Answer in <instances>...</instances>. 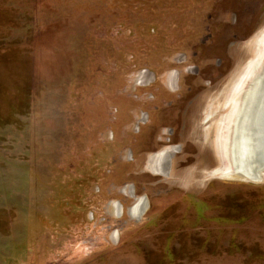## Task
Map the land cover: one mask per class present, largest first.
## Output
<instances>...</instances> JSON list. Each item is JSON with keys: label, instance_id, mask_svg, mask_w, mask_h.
Instances as JSON below:
<instances>
[{"label": "rangeland", "instance_id": "1", "mask_svg": "<svg viewBox=\"0 0 264 264\" xmlns=\"http://www.w3.org/2000/svg\"><path fill=\"white\" fill-rule=\"evenodd\" d=\"M263 30L264 0H0V264H264V174L215 172Z\"/></svg>", "mask_w": 264, "mask_h": 264}, {"label": "bare ground", "instance_id": "2", "mask_svg": "<svg viewBox=\"0 0 264 264\" xmlns=\"http://www.w3.org/2000/svg\"><path fill=\"white\" fill-rule=\"evenodd\" d=\"M256 44L258 56L248 63L236 86L224 117L228 122L222 124L221 131L229 129L227 141L221 144L226 167L220 174L243 180H256L264 171V47L260 50L264 46V30L258 34ZM156 157L157 154L149 161L148 168L163 172L165 162L161 156ZM135 209L139 212L141 205L132 207L130 213Z\"/></svg>", "mask_w": 264, "mask_h": 264}, {"label": "flooded vegetation", "instance_id": "3", "mask_svg": "<svg viewBox=\"0 0 264 264\" xmlns=\"http://www.w3.org/2000/svg\"><path fill=\"white\" fill-rule=\"evenodd\" d=\"M208 119H207V121L211 118V114L209 113L208 115ZM221 131H222V126L220 127V133H221ZM219 143V142H218ZM219 146H220V148H221V144L219 143ZM166 147V148H165ZM174 147H175V144H173V145H166V146H164V147H160V149L158 150V151H155L154 153H151V154H149L148 156H147V159H146V167L148 168V163H149V161H151V159L153 158V156L155 155V154H157V157L156 158H158V157H160L161 156V158H162V160L165 162V164H166V162H168V160L166 159L167 157L166 156H164L165 155V153L167 154V156H168V154L171 152L170 150H169V148L171 149H173L174 151H175V149H174ZM221 152H220V157L223 159V162H224V166L226 167V164H225V160H224V158H223V153H222V150H220ZM225 168L224 167H222V170H220V171H215V172H217L219 175H221L220 173L224 170ZM154 173H156V172H154ZM264 174V173H263ZM245 180H248V179H245ZM248 181H250V180H248ZM133 194H134V191L132 192ZM141 200H142V202H144L143 201V198H141ZM138 201H139V199H138ZM138 205V204H137ZM140 205H141V210H139L140 212H142L144 209H145V207H144V205H142V203H140ZM134 207V206H133ZM135 207H136V205H135ZM135 213H137L138 211L135 209V211H134Z\"/></svg>", "mask_w": 264, "mask_h": 264}]
</instances>
